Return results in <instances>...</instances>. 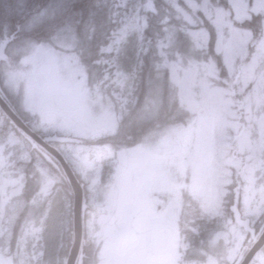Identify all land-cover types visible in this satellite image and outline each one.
<instances>
[{
	"label": "clouds",
	"instance_id": "9594fccd",
	"mask_svg": "<svg viewBox=\"0 0 264 264\" xmlns=\"http://www.w3.org/2000/svg\"><path fill=\"white\" fill-rule=\"evenodd\" d=\"M76 5L0 33V264H264V0Z\"/></svg>",
	"mask_w": 264,
	"mask_h": 264
},
{
	"label": "trees",
	"instance_id": "16d2710c",
	"mask_svg": "<svg viewBox=\"0 0 264 264\" xmlns=\"http://www.w3.org/2000/svg\"><path fill=\"white\" fill-rule=\"evenodd\" d=\"M0 0V33L7 26L9 33L16 31L17 24L24 25L25 21L32 15L33 10L38 3H43L45 0ZM214 2V0H211ZM15 3V4H14ZM97 5V7H92ZM77 11H82L87 15L90 11L102 13L105 11V0H77ZM17 12V13H16ZM202 14V13H201ZM163 20V16L160 18ZM162 32V25L158 28ZM44 33H40L43 36ZM213 45L216 41V32L213 33Z\"/></svg>",
	"mask_w": 264,
	"mask_h": 264
},
{
	"label": "rangeland",
	"instance_id": "374dc122",
	"mask_svg": "<svg viewBox=\"0 0 264 264\" xmlns=\"http://www.w3.org/2000/svg\"><path fill=\"white\" fill-rule=\"evenodd\" d=\"M209 2L212 3L211 0H209ZM236 2L241 9H244L250 3V0H236ZM198 3L203 5L204 0H198ZM161 38H163V33H161ZM187 38L193 45H197L206 39V37L194 27L189 29ZM230 45L231 40L227 29H222L219 32H216L214 47L221 56H227Z\"/></svg>",
	"mask_w": 264,
	"mask_h": 264
},
{
	"label": "water",
	"instance_id": "95a60500",
	"mask_svg": "<svg viewBox=\"0 0 264 264\" xmlns=\"http://www.w3.org/2000/svg\"><path fill=\"white\" fill-rule=\"evenodd\" d=\"M8 115L11 117V120L14 122L15 125H19L21 123L17 116L14 115L11 111H9Z\"/></svg>",
	"mask_w": 264,
	"mask_h": 264
},
{
	"label": "flooded vegetation",
	"instance_id": "af4514ba",
	"mask_svg": "<svg viewBox=\"0 0 264 264\" xmlns=\"http://www.w3.org/2000/svg\"><path fill=\"white\" fill-rule=\"evenodd\" d=\"M136 163H137L136 161H129L128 166L133 167V166H135Z\"/></svg>",
	"mask_w": 264,
	"mask_h": 264
},
{
	"label": "bare ground",
	"instance_id": "6f19581e",
	"mask_svg": "<svg viewBox=\"0 0 264 264\" xmlns=\"http://www.w3.org/2000/svg\"><path fill=\"white\" fill-rule=\"evenodd\" d=\"M15 1V0H14ZM11 2H13L12 0H11ZM15 4V3H14ZM17 13V12H16Z\"/></svg>",
	"mask_w": 264,
	"mask_h": 264
}]
</instances>
